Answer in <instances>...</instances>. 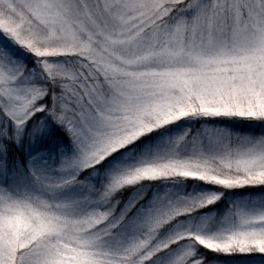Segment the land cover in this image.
Wrapping results in <instances>:
<instances>
[{
    "label": "snow or ice",
    "instance_id": "6c2138e0",
    "mask_svg": "<svg viewBox=\"0 0 264 264\" xmlns=\"http://www.w3.org/2000/svg\"><path fill=\"white\" fill-rule=\"evenodd\" d=\"M264 264V0H0V264Z\"/></svg>",
    "mask_w": 264,
    "mask_h": 264
},
{
    "label": "rangeland",
    "instance_id": "374dc122",
    "mask_svg": "<svg viewBox=\"0 0 264 264\" xmlns=\"http://www.w3.org/2000/svg\"><path fill=\"white\" fill-rule=\"evenodd\" d=\"M220 264H248V262L238 257L235 259L220 261Z\"/></svg>",
    "mask_w": 264,
    "mask_h": 264
}]
</instances>
